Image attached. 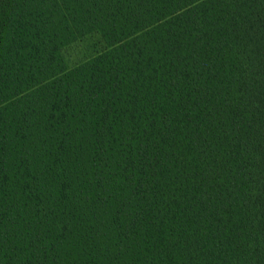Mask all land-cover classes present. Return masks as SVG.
Instances as JSON below:
<instances>
[{
  "label": "trees",
  "instance_id": "16d2710c",
  "mask_svg": "<svg viewBox=\"0 0 264 264\" xmlns=\"http://www.w3.org/2000/svg\"><path fill=\"white\" fill-rule=\"evenodd\" d=\"M0 264H264V0H0Z\"/></svg>",
  "mask_w": 264,
  "mask_h": 264
},
{
  "label": "rangeland",
  "instance_id": "374dc122",
  "mask_svg": "<svg viewBox=\"0 0 264 264\" xmlns=\"http://www.w3.org/2000/svg\"><path fill=\"white\" fill-rule=\"evenodd\" d=\"M96 48L97 45L94 40L84 38L79 39L63 48L62 53L69 65H76L87 56L94 54Z\"/></svg>",
  "mask_w": 264,
  "mask_h": 264
}]
</instances>
